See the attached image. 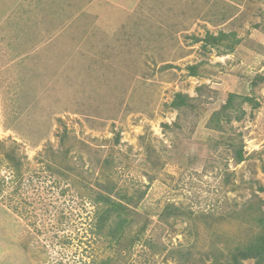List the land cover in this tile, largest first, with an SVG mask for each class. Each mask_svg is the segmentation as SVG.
Wrapping results in <instances>:
<instances>
[{"label": "rangeland", "instance_id": "obj_1", "mask_svg": "<svg viewBox=\"0 0 264 264\" xmlns=\"http://www.w3.org/2000/svg\"><path fill=\"white\" fill-rule=\"evenodd\" d=\"M59 1L34 27L40 0H0V264H256L264 0H124L102 26ZM99 193L126 206L118 242Z\"/></svg>", "mask_w": 264, "mask_h": 264}, {"label": "trees", "instance_id": "obj_2", "mask_svg": "<svg viewBox=\"0 0 264 264\" xmlns=\"http://www.w3.org/2000/svg\"><path fill=\"white\" fill-rule=\"evenodd\" d=\"M207 37L210 38L209 40H211L212 43L218 41V37H214L210 34ZM190 68L192 70L191 72L193 73L194 67L191 66ZM236 97L237 96L234 93H229L225 103L218 110L212 113L210 120L212 122L213 121L215 122L214 126L216 128L218 129L221 128L219 124L220 119L224 118L226 119V121L230 119L229 110L230 108H232L233 101ZM188 98H189L188 95H186L185 93L176 92L174 94L173 99L170 102V106L175 109L180 108L186 104V100ZM243 99L249 100L250 98L243 96ZM235 156H236L237 161L243 160V156L240 150L236 151ZM94 200L98 204L104 205L103 206L104 208L102 209L98 208V212H101V213L97 216L98 219L96 220L95 226H97V229L99 231L102 230L104 226L103 224H105V218H106L105 212H107L110 209L117 212L118 219L115 223V226L109 230L110 231L109 238L111 241L118 242L121 236L123 227L124 225H126V219L122 216L124 212L126 211V206L123 203L113 200L107 195L102 194V193H99L98 196L95 197ZM257 221L261 226H264V218L259 217ZM237 255L241 257V260L247 259V258H254L256 264H264V233L263 232L257 233V235L251 241H249L244 247H241V249L238 250ZM233 264H243V262L237 261V257L234 256Z\"/></svg>", "mask_w": 264, "mask_h": 264}, {"label": "crops", "instance_id": "obj_3", "mask_svg": "<svg viewBox=\"0 0 264 264\" xmlns=\"http://www.w3.org/2000/svg\"><path fill=\"white\" fill-rule=\"evenodd\" d=\"M10 1L11 0H7V3L10 4ZM19 1L13 0L12 5H19L20 4ZM40 1H41L40 2V10L42 12L41 15H39L40 18L39 19H30L28 16L27 17L28 24L31 26H34V27H61V26H59V24H57L58 20H55L52 23L49 22V20L53 21L56 18H60V14H61L60 6L59 5L54 6V3L49 5V2L50 1L53 2V0H40ZM68 1H71V3H72V4H69V6L67 8V10L69 12L68 16L72 15V17H73L74 14H76V10L74 11V6L77 9V7H79L80 4H78V5L73 4L74 0H67V3L64 0L59 1V2H55V3H58V4L66 3V4H68L69 3ZM60 2H62V3H60ZM124 2H126V1H124V0H90V2L87 5L85 4L84 7L88 6V8L90 9V11H88V12H90L93 16H96L95 20L97 21L98 26L99 25L102 26V15L107 13V12H111V11L115 12V13L116 12H124L125 7H123L124 5L121 4ZM127 2L130 3L129 1H127ZM12 5H10V6H12ZM10 6H9V9L7 10V12L4 11L3 17H4V19H7V16H10V20L12 21V20H14V15H11L12 13L10 12L11 11ZM45 7L47 8L46 11H45V9H46ZM103 10H106V11L104 12ZM102 11H103V13H102ZM50 13L52 14V16L50 15ZM22 18L24 19V16H22ZM43 18H45V19L43 20ZM94 24L96 25V23H94ZM41 29L43 32L44 31L43 28H41Z\"/></svg>", "mask_w": 264, "mask_h": 264}]
</instances>
